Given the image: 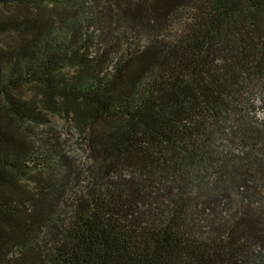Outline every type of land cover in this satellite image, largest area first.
Instances as JSON below:
<instances>
[{"label": "trees", "instance_id": "trees-1", "mask_svg": "<svg viewBox=\"0 0 264 264\" xmlns=\"http://www.w3.org/2000/svg\"><path fill=\"white\" fill-rule=\"evenodd\" d=\"M0 36V115L37 84L92 153L0 116V264H264V0H0Z\"/></svg>", "mask_w": 264, "mask_h": 264}, {"label": "rangeland", "instance_id": "rangeland-1", "mask_svg": "<svg viewBox=\"0 0 264 264\" xmlns=\"http://www.w3.org/2000/svg\"><path fill=\"white\" fill-rule=\"evenodd\" d=\"M9 41L10 39L0 36V44L9 43ZM19 93L25 100L35 101L41 113L42 122L37 126L28 124L27 127L30 128L28 130L16 120L4 115L3 112L0 116L18 133L31 136L41 146L52 145L65 154L73 171L78 176H83L92 163L86 124L81 120H75L74 116L69 113L68 106L60 100H49L45 97L41 87L37 84H25L20 88Z\"/></svg>", "mask_w": 264, "mask_h": 264}]
</instances>
